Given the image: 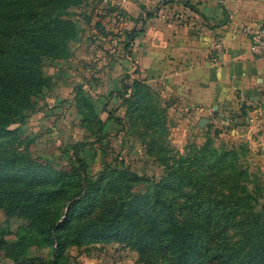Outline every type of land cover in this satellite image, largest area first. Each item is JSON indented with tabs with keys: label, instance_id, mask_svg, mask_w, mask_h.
I'll use <instances>...</instances> for the list:
<instances>
[{
	"label": "rangeland",
	"instance_id": "obj_1",
	"mask_svg": "<svg viewBox=\"0 0 264 264\" xmlns=\"http://www.w3.org/2000/svg\"><path fill=\"white\" fill-rule=\"evenodd\" d=\"M130 1L136 3L138 16L126 11ZM51 11L69 20L74 32L62 57L43 56L46 85L32 97L25 120L10 129L18 128L26 138L20 150L36 159V166L71 167L70 172L77 169V160L82 163L93 183L89 209L75 213L70 226L58 231L67 245L55 256L45 233L39 234L26 218V203L11 210L2 201L0 264H15L17 256L46 264H165L156 255L140 261L136 248L124 242L74 237L78 223L96 213L106 215L123 194L151 197L163 180L175 182L168 192L176 213H197L195 230L203 238L211 233L204 215L215 214L207 205L209 198L227 201L238 217L260 216L259 227L264 228V106L224 104L218 110L211 105L213 110L193 114L191 103L182 102L161 81L158 68L145 69L137 49L147 14L159 12L157 0H73ZM200 155L203 171L190 175L189 165ZM219 155L226 157V171L203 174ZM66 181L61 195L68 201L77 188ZM186 196H195L193 205ZM240 196L252 199L244 198L241 206Z\"/></svg>",
	"mask_w": 264,
	"mask_h": 264
},
{
	"label": "trees",
	"instance_id": "obj_2",
	"mask_svg": "<svg viewBox=\"0 0 264 264\" xmlns=\"http://www.w3.org/2000/svg\"><path fill=\"white\" fill-rule=\"evenodd\" d=\"M69 2L73 0H0V207L2 201L11 210L26 203L23 207L28 213L26 218L39 234L45 233L46 241L54 245L55 256L67 245L58 231L70 226L75 213L89 209L93 183L78 160L77 169L70 172L71 167L53 170L36 166V159L20 150L27 145L26 138L18 128L10 127L25 120L32 97L46 85L47 78L41 71L43 56L60 58L65 53L74 28L69 20L54 16L51 8ZM225 158L217 156L211 166H205L203 174L217 176L225 172ZM203 160L200 155L190 163L193 167L190 175L203 171L199 166ZM66 178L74 181L77 191L68 198L71 202L63 214L68 202L61 195L68 183ZM174 185L173 180L159 182L151 197L123 194L107 209L106 215L96 213L90 221L78 223L74 237H86L93 242H124L136 248L140 261H152L149 257L156 255L165 264H264V228L259 227L260 216L247 213L238 217L234 208L228 209L227 201L209 198L207 205L215 214L204 215L211 233L203 238L196 232L197 213L175 212L168 192ZM188 187H194V183L189 182ZM246 197H239L241 206ZM186 199L193 205L195 196ZM14 263L46 264L39 258L19 260L18 256Z\"/></svg>",
	"mask_w": 264,
	"mask_h": 264
},
{
	"label": "crops",
	"instance_id": "obj_3",
	"mask_svg": "<svg viewBox=\"0 0 264 264\" xmlns=\"http://www.w3.org/2000/svg\"><path fill=\"white\" fill-rule=\"evenodd\" d=\"M157 1L159 12L145 21L137 49L145 69L158 68L161 81L191 103L193 114L211 105L264 106V56L251 53L241 30L264 25V0ZM125 9L138 13L131 1Z\"/></svg>",
	"mask_w": 264,
	"mask_h": 264
},
{
	"label": "built area",
	"instance_id": "obj_4",
	"mask_svg": "<svg viewBox=\"0 0 264 264\" xmlns=\"http://www.w3.org/2000/svg\"><path fill=\"white\" fill-rule=\"evenodd\" d=\"M241 30L249 39L251 53L258 57L264 56V25L251 26L247 24L243 25Z\"/></svg>",
	"mask_w": 264,
	"mask_h": 264
},
{
	"label": "water",
	"instance_id": "obj_5",
	"mask_svg": "<svg viewBox=\"0 0 264 264\" xmlns=\"http://www.w3.org/2000/svg\"><path fill=\"white\" fill-rule=\"evenodd\" d=\"M203 120H201V122H202Z\"/></svg>",
	"mask_w": 264,
	"mask_h": 264
}]
</instances>
